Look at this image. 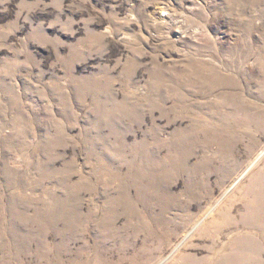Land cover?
I'll use <instances>...</instances> for the list:
<instances>
[{
  "label": "rangeland",
  "instance_id": "374dc122",
  "mask_svg": "<svg viewBox=\"0 0 264 264\" xmlns=\"http://www.w3.org/2000/svg\"><path fill=\"white\" fill-rule=\"evenodd\" d=\"M262 187L264 0H0V264H264Z\"/></svg>",
  "mask_w": 264,
  "mask_h": 264
},
{
  "label": "bare ground",
  "instance_id": "6f19581e",
  "mask_svg": "<svg viewBox=\"0 0 264 264\" xmlns=\"http://www.w3.org/2000/svg\"><path fill=\"white\" fill-rule=\"evenodd\" d=\"M261 189L264 191V187H262ZM253 206L257 211L262 210V213H264V197H259L256 202L254 201Z\"/></svg>",
  "mask_w": 264,
  "mask_h": 264
}]
</instances>
